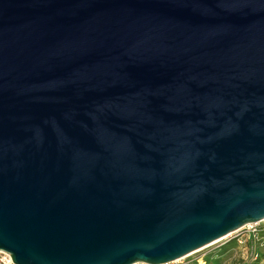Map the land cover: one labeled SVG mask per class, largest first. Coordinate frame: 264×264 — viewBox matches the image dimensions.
Wrapping results in <instances>:
<instances>
[{
  "label": "water",
  "instance_id": "95a60500",
  "mask_svg": "<svg viewBox=\"0 0 264 264\" xmlns=\"http://www.w3.org/2000/svg\"><path fill=\"white\" fill-rule=\"evenodd\" d=\"M264 221V0H0V250L170 264Z\"/></svg>",
  "mask_w": 264,
  "mask_h": 264
},
{
  "label": "rangeland",
  "instance_id": "374dc122",
  "mask_svg": "<svg viewBox=\"0 0 264 264\" xmlns=\"http://www.w3.org/2000/svg\"><path fill=\"white\" fill-rule=\"evenodd\" d=\"M263 228L264 222L258 223L255 226L258 235L245 243L239 244L237 241L243 235L246 237L244 230L170 264H247L253 262L255 253H258L257 261L264 264Z\"/></svg>",
  "mask_w": 264,
  "mask_h": 264
},
{
  "label": "built area",
  "instance_id": "2783aa9c",
  "mask_svg": "<svg viewBox=\"0 0 264 264\" xmlns=\"http://www.w3.org/2000/svg\"><path fill=\"white\" fill-rule=\"evenodd\" d=\"M256 225H258V224L247 225V226H245L244 228H242L240 230L241 233H242V231L245 230L247 234H246V237L243 235V236H241V237L238 238L237 241H238L239 244L245 243V242L251 240V238L253 239V238L256 237V235H258L257 234L258 231H257V229H255V226ZM240 231H238V232H240ZM263 231H264V228H263ZM238 232L235 233L234 235L238 234ZM263 249H264V246H263ZM254 255H253L254 256L253 262H250V263H247V264H263V262L257 261L258 253H255ZM0 264H12L10 255L8 253L2 251V250H0Z\"/></svg>",
  "mask_w": 264,
  "mask_h": 264
},
{
  "label": "bare ground",
  "instance_id": "6f19581e",
  "mask_svg": "<svg viewBox=\"0 0 264 264\" xmlns=\"http://www.w3.org/2000/svg\"><path fill=\"white\" fill-rule=\"evenodd\" d=\"M223 239H225V238H223ZM223 239H221V240H223ZM220 241V240H219ZM218 242V241H217Z\"/></svg>",
  "mask_w": 264,
  "mask_h": 264
}]
</instances>
